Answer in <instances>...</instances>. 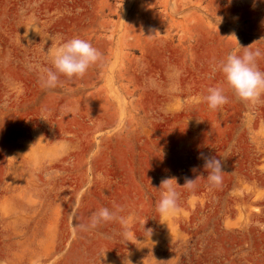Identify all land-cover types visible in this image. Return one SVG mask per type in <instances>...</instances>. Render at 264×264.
<instances>
[{
    "label": "rangeland",
    "instance_id": "obj_1",
    "mask_svg": "<svg viewBox=\"0 0 264 264\" xmlns=\"http://www.w3.org/2000/svg\"><path fill=\"white\" fill-rule=\"evenodd\" d=\"M58 37L101 58L46 88ZM236 40L264 53V0H0V264H264V94L242 101L212 71ZM115 206L127 239L118 219L74 232Z\"/></svg>",
    "mask_w": 264,
    "mask_h": 264
},
{
    "label": "clouds",
    "instance_id": "obj_2",
    "mask_svg": "<svg viewBox=\"0 0 264 264\" xmlns=\"http://www.w3.org/2000/svg\"><path fill=\"white\" fill-rule=\"evenodd\" d=\"M228 2L230 3L231 0H228ZM221 21L222 18L220 17ZM58 39L61 43L53 51L46 53L50 55L52 64V68L44 69V75L41 77L42 86L46 88H55L59 82L60 75L69 79L75 76H83L88 68L101 58V53L98 49L85 39L80 37H72L67 40L58 37ZM237 44L239 45L238 41ZM239 47L244 49L242 54H237L236 51L229 52L226 57L213 66L212 71L213 73L218 71L223 75L224 82L237 98L256 104L260 102L261 95L264 94V71L260 70L256 60L264 53L260 49L253 50L248 48V46L242 47L239 45ZM207 92L208 94L203 99L210 109L217 110L228 103V97L225 95L222 86L210 87ZM222 160L215 156L205 158L204 168L207 171V180L210 185L219 186L222 183V174L224 173ZM192 171H196V169L194 168ZM195 180L186 179L183 187L193 188ZM177 187L175 178H168L161 182L159 188L163 190L156 206L160 216L174 215L178 211L179 193L176 191ZM120 211L119 206H115V210L101 207L91 214L88 223L74 224L73 230L74 232L89 231L95 229L101 223L118 219L124 228L122 235L127 239L131 236L129 226L133 218L131 216L127 218L118 216ZM144 224L143 230L149 238L152 230H145Z\"/></svg>",
    "mask_w": 264,
    "mask_h": 264
}]
</instances>
